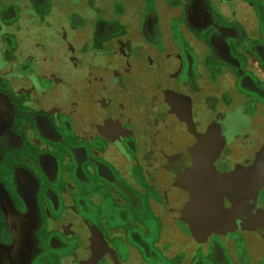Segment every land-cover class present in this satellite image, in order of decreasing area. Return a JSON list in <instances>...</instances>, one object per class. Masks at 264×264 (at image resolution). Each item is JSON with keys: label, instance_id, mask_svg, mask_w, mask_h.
<instances>
[{"label": "flooded vegetation", "instance_id": "1", "mask_svg": "<svg viewBox=\"0 0 264 264\" xmlns=\"http://www.w3.org/2000/svg\"><path fill=\"white\" fill-rule=\"evenodd\" d=\"M135 2L144 10L138 33L128 36L123 26L129 24L99 22L96 37L83 39L87 51L71 61L81 68L74 83L51 66L56 59L44 55L37 37L24 33L31 14L40 19L46 12L50 27L61 26L67 14L57 0H0V252L13 247L7 216L28 214L23 184L45 196L42 215L54 236L40 251L57 249L56 240L68 237V245L77 242L75 251L86 252L76 264H145L151 241L169 264H188L176 258L185 251L188 225L163 219L173 202L182 211L192 197L214 203L215 215L243 210L227 235L208 241L211 259L230 248L235 229L264 241L248 228L249 207L264 210V186L251 184L256 163L264 164V42L256 38L264 37V0ZM193 12L199 19L191 23ZM161 46L197 50L201 57L186 64L179 54L166 70ZM203 46L211 48L206 61L218 63L205 65ZM80 54L86 59H77ZM89 61L93 84L85 73ZM87 196L95 221L78 204H87ZM106 216L123 221L113 227ZM153 221L163 233L175 231L176 255L164 242L149 241ZM244 243L243 236V249ZM57 262L67 263L62 256Z\"/></svg>", "mask_w": 264, "mask_h": 264}, {"label": "rangeland", "instance_id": "2", "mask_svg": "<svg viewBox=\"0 0 264 264\" xmlns=\"http://www.w3.org/2000/svg\"><path fill=\"white\" fill-rule=\"evenodd\" d=\"M72 1L73 0H57L58 5L62 6L67 14V17L62 20L63 24H61V26L56 28L53 26L50 27L52 24L49 22L48 17H46L45 12V14L43 13L45 16H39L40 19H36L38 15L31 14V17L29 16V18H27L28 20L23 27L24 33L27 36H35L37 37L36 40L43 44L45 54L42 50H40L39 53H43L46 57H53V59H56V61L51 62V66H55L57 68L59 67L58 70L65 72L69 79L73 78V82L75 83L79 80L78 76L81 73V68H75L71 61H73L74 55H77L78 52L83 53L87 51V46L83 39L92 38L93 36L96 37V25L105 19H110L112 22H117L121 25L124 23L127 25L129 24L130 27L128 26L126 28L123 26V29L124 31L129 30L128 36H135L138 33L140 25L143 23L144 10L141 7L137 8L138 4L141 6L142 3L138 1V4H136L135 0H80V2H77V5L75 6L72 5ZM116 4L118 8H116ZM47 7L49 9V6ZM190 16L192 21L191 23L199 19V14L196 12H193ZM166 18L167 17H165V19ZM166 23H168L167 20ZM180 23L182 30L184 32H188L185 21L182 19ZM204 25L205 19L203 18V26ZM169 33L170 30L166 31L164 36H170ZM141 34L142 32L139 31L138 36H141ZM120 36H125V32H122V35ZM204 37H206L205 34L203 38ZM256 38L259 39L257 40L258 43L264 42L263 36ZM195 44L198 45L196 42ZM244 44L247 45L249 43L245 42ZM94 46L95 45L93 43L92 47ZM199 47L197 46L196 48L199 49ZM159 49L162 50L161 59L164 60L163 62L160 60V64L163 68H166V70L171 66L170 64H178L177 56L179 54L184 57L186 64L190 63V59L199 60L201 57L200 52L196 49V51L192 50L191 52H188V54L184 53L185 55L180 51L181 48H177V50H175V48L172 47L161 46ZM262 49H264V44ZM210 51V47L207 50V48L203 46V62H207L205 65L208 66L209 64L215 65L218 63L216 58L206 61L207 57L211 53ZM260 57L261 56L259 55V59ZM77 59L84 60L86 57L80 54ZM170 60L172 62L169 64L168 61ZM88 64L89 68L85 70V73L90 75L92 80L91 82L93 84L95 81V63L93 61H89ZM92 74H94V78ZM75 86H77V83ZM215 153L218 155V152ZM50 167L53 169L55 168V165ZM258 175H261L264 178L263 170L258 171ZM23 186V194L25 197L24 201L28 207V214L23 217H14L13 219L7 216L5 224L7 223V226L12 233L13 247L9 249L8 252H0V264H5L6 262L11 264H59L57 260L61 256L66 258V264H76V261L84 257L86 252L75 251L74 248L76 247L77 242L72 239L68 245V237H59L56 240L57 249L50 248L45 250L43 253L40 251L42 243L46 244V240L49 241L50 237L54 236L49 227L50 221L45 220L44 215H42L41 202L45 196H42L39 192L36 193L32 184L27 187H25L26 184H23ZM78 204L84 215L91 220H97V217L91 213L94 210L93 207L96 209V206L91 200V196L90 198L87 196V204H84L83 202H78ZM177 204V202H173L174 206H172L169 211L170 216H168V214H164L163 220H165L164 223L166 221H170L172 225H175L174 220L178 219L188 225L185 231L187 233H185V237L182 240L183 243L181 245L184 246L183 250L185 251L181 253L182 255L176 257H179V262L182 261L188 264H230L229 258H232L235 264H264V260H262L264 258L263 237L261 238V236L257 233L241 234L239 232H235L236 229H233L234 231L228 235L229 240H231L229 243L230 248L228 250L225 248H219L216 252L214 251L215 259H211V255L208 253L212 251V247H210L208 241L211 242L217 235H223L224 237L228 234L227 230L229 227H227V230L224 229V227L227 223H229L231 213L221 211L219 214L215 215L210 209L211 207H215V204L212 203V206H210L209 204L211 203L200 197H192L191 201L187 204L188 206L182 211L176 208ZM53 207H55V205H53ZM99 208L101 209V213H106L103 203ZM98 213H100L99 210ZM106 217L108 218L107 222L113 227H118L120 225V221H123V219L120 218L115 219L110 216ZM149 224L154 225V227L151 225L154 229L152 235H150L149 241L158 240L162 243L164 242L166 246L170 249L172 248L173 251H170L172 255L177 253L179 248L177 247V235L174 234L175 231L163 233L160 223L153 221L149 222ZM116 234L118 235L119 233ZM243 236L245 237V250L242 248ZM90 237L91 241L95 238L93 233H91ZM174 240H176V242H174ZM167 241H171L172 246H169ZM151 242L146 246L148 255L146 256L145 264H169V261L164 255H162L160 249L157 250L152 248ZM232 243L237 245V248H233ZM117 244L124 247L121 242H117ZM248 257L252 258V262L248 259ZM216 259L220 260L218 261Z\"/></svg>", "mask_w": 264, "mask_h": 264}, {"label": "water", "instance_id": "3", "mask_svg": "<svg viewBox=\"0 0 264 264\" xmlns=\"http://www.w3.org/2000/svg\"><path fill=\"white\" fill-rule=\"evenodd\" d=\"M256 165H257V170L256 169L255 170L257 171V174H254L255 179H253L251 181V184L254 186L255 189L264 186V178L261 175H258V171H262V170L264 171V164L261 163V161H259V162L256 163ZM230 178L235 180V181H237L238 183L240 181V178H239L238 174H236V173H234V174L232 173ZM239 185H240V183H239ZM206 192L209 193L208 190ZM218 192H219V190H218ZM218 192L215 191V193H217V194H218ZM255 207L256 206L249 207V209H250V218L248 220V224H249L248 228L251 231L252 230L259 231L264 236V232H263L264 231V229H263L264 228V210L256 209V211H254ZM242 212H243V210L241 208L239 209L238 213L236 211H233L232 215L229 218V223H227V225L224 227V229H227V227L231 228L232 225L234 226L235 218L238 216V214L242 215L243 214Z\"/></svg>", "mask_w": 264, "mask_h": 264}]
</instances>
